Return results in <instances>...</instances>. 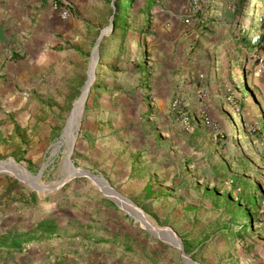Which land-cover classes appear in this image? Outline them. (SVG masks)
<instances>
[{
    "label": "rangeland",
    "instance_id": "374dc122",
    "mask_svg": "<svg viewBox=\"0 0 264 264\" xmlns=\"http://www.w3.org/2000/svg\"><path fill=\"white\" fill-rule=\"evenodd\" d=\"M193 1L153 0L141 16L145 0H53L74 16L39 52L15 59L31 69L24 83L8 59L0 66V162L16 167L0 175V243L23 240L0 245V264H264V116L255 102L264 56L240 39L263 33L264 0H197V11ZM119 16L126 35L115 31ZM81 98L71 160L122 207L91 178L61 184ZM244 208L254 216L247 232ZM136 213L175 233L183 254ZM43 223L59 235L28 240Z\"/></svg>",
    "mask_w": 264,
    "mask_h": 264
},
{
    "label": "crops",
    "instance_id": "0c3cea01",
    "mask_svg": "<svg viewBox=\"0 0 264 264\" xmlns=\"http://www.w3.org/2000/svg\"><path fill=\"white\" fill-rule=\"evenodd\" d=\"M69 9L71 14L75 13V9ZM73 16L71 15L72 18ZM60 22L64 21L59 19L53 0H0V66L8 59L6 63L9 64L13 77H17L19 84L24 83L23 78H28L31 69L27 63L20 64L15 62V59H29L30 51L39 52L43 42L55 35L53 29H56ZM11 59L13 60L10 61ZM257 79L255 102L264 116V73ZM17 101H21V98H17Z\"/></svg>",
    "mask_w": 264,
    "mask_h": 264
},
{
    "label": "water",
    "instance_id": "95a60500",
    "mask_svg": "<svg viewBox=\"0 0 264 264\" xmlns=\"http://www.w3.org/2000/svg\"><path fill=\"white\" fill-rule=\"evenodd\" d=\"M96 50H97V48H96ZM84 102H85V99L81 98L75 104V106L72 110L71 116L69 118V121H68V127H69V122H73V127H71L70 129L67 128V132L70 136V148H69L68 154L65 158V179L62 181L61 184L64 185V184L72 181L75 178H81V177L91 178L92 180L99 182V184L103 188L104 193L107 196H109L118 206L122 207L123 203L126 202V200L122 196H120L118 193L111 190L103 180L98 181V179L93 177L92 175H90L89 172H87L85 170L77 169L71 160V157H72L73 151H74V147L76 144V136L74 134V128L76 126V122H78L80 120L82 110L84 107ZM68 129H69V131H68ZM77 129H78V127H77ZM15 170H16V167L14 166L13 162H11V161L0 162V175L1 174H11V173L15 172ZM41 173L42 172H40V174L36 177V179H38L41 176ZM34 187L38 190H42V187L37 185V184H34ZM136 217L154 235L159 236L160 234H165L168 238L171 239V241L175 244V246H177L181 250V253L183 254L182 245H181L180 241L176 237L175 233H173L170 229L161 230V229L153 228L152 226L149 225V223L145 220L144 216L141 215L140 213H136ZM184 260L188 261L190 264H197L195 262H192L191 260L186 259L185 257H184Z\"/></svg>",
    "mask_w": 264,
    "mask_h": 264
},
{
    "label": "trees",
    "instance_id": "16d2710c",
    "mask_svg": "<svg viewBox=\"0 0 264 264\" xmlns=\"http://www.w3.org/2000/svg\"><path fill=\"white\" fill-rule=\"evenodd\" d=\"M146 3V7L143 9V10H140L139 11V14L141 16H144V15H147L153 5V0H145ZM117 21L116 24H115V31H120V33L122 35H126L128 32H129V29H130V26L126 23V21H123L122 23H120L122 21V19L120 18V16L117 18ZM248 34L247 32L244 33V36L240 37L241 39V45L246 47L248 51H251V52H254L255 54L256 53H259L261 52L263 49H264V46H263V33L261 34L260 36V41L255 44V45H251L250 41L246 38V35ZM258 63V61H257ZM256 63V64H257ZM145 66V64L143 65H139V70H142L143 67ZM260 132L262 134H264V125L262 126ZM251 188L255 191H257V188H255L254 186L251 185ZM228 198H230V196H228ZM250 202L252 205H256V200L253 196H251L249 198ZM236 208L238 209H242L241 206L242 204L241 203H238L235 205ZM235 211V209L233 210ZM248 219L249 220V223L248 224H244V225H240L239 226V229L241 232H247L251 227H253V224H254V216L252 215L251 211L249 209H246L244 208L241 212L240 210V217H239V222L241 223L242 219ZM44 226V232L41 233V236L40 235H33V236H28V240H32L34 242H39V241H42V240H45V239H48L50 236L52 235H56L57 233H52L51 231L48 230V227H46L44 225V223L42 224ZM59 235V234H57ZM59 237V236H58ZM23 243V240L20 239H14V240H6V241H3L2 243H0V245H2L1 247L2 248H5V247H8L7 249L9 250H15V249H18Z\"/></svg>",
    "mask_w": 264,
    "mask_h": 264
},
{
    "label": "built area",
    "instance_id": "2783aa9c",
    "mask_svg": "<svg viewBox=\"0 0 264 264\" xmlns=\"http://www.w3.org/2000/svg\"><path fill=\"white\" fill-rule=\"evenodd\" d=\"M191 10L197 11L198 9V1L194 0L193 3L190 5ZM55 9L58 11L59 14V19L61 21H67L71 17V12L70 9L68 8H63L55 5ZM260 41V37H255L252 41L251 44L255 45ZM264 73V57H261L258 59V63L256 66V74H261Z\"/></svg>",
    "mask_w": 264,
    "mask_h": 264
},
{
    "label": "bare ground",
    "instance_id": "6f19581e",
    "mask_svg": "<svg viewBox=\"0 0 264 264\" xmlns=\"http://www.w3.org/2000/svg\"><path fill=\"white\" fill-rule=\"evenodd\" d=\"M73 127V122H69V129ZM177 237V236H176ZM175 240V239H174Z\"/></svg>",
    "mask_w": 264,
    "mask_h": 264
}]
</instances>
